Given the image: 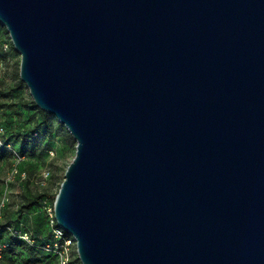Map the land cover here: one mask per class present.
<instances>
[{
	"label": "water",
	"instance_id": "water-1",
	"mask_svg": "<svg viewBox=\"0 0 264 264\" xmlns=\"http://www.w3.org/2000/svg\"><path fill=\"white\" fill-rule=\"evenodd\" d=\"M0 23L77 142L54 216L82 264H264V0H0Z\"/></svg>",
	"mask_w": 264,
	"mask_h": 264
},
{
	"label": "rangeland",
	"instance_id": "rangeland-1",
	"mask_svg": "<svg viewBox=\"0 0 264 264\" xmlns=\"http://www.w3.org/2000/svg\"><path fill=\"white\" fill-rule=\"evenodd\" d=\"M20 64L21 54L0 23V264H60L63 252L82 264L75 245L57 242L50 216L77 142L33 103Z\"/></svg>",
	"mask_w": 264,
	"mask_h": 264
},
{
	"label": "built area",
	"instance_id": "built-area-1",
	"mask_svg": "<svg viewBox=\"0 0 264 264\" xmlns=\"http://www.w3.org/2000/svg\"><path fill=\"white\" fill-rule=\"evenodd\" d=\"M50 212H51L50 216H51V224L53 227V234L57 242L64 244L66 248H68L71 245L76 246L75 238L57 225L53 210L51 209ZM1 250H2V245L0 244V251ZM76 250H77V247H76ZM60 264H73L67 252H63L61 254Z\"/></svg>",
	"mask_w": 264,
	"mask_h": 264
},
{
	"label": "trees",
	"instance_id": "trees-1",
	"mask_svg": "<svg viewBox=\"0 0 264 264\" xmlns=\"http://www.w3.org/2000/svg\"><path fill=\"white\" fill-rule=\"evenodd\" d=\"M33 103H34V101H33ZM40 112L43 114L44 117H48V115L46 113H44L43 110L40 109ZM62 182H61V184H62ZM61 184H60V187H61ZM60 187H59V189H60ZM58 192H59V190H58ZM58 192L54 195V199H56V196H57ZM37 203H38L37 201L31 202L29 206H33V205H35Z\"/></svg>",
	"mask_w": 264,
	"mask_h": 264
}]
</instances>
